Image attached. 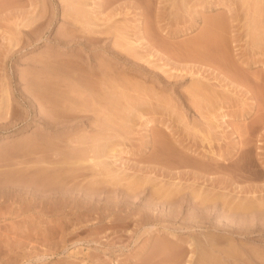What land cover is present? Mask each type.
I'll return each instance as SVG.
<instances>
[{"label": "rangeland", "instance_id": "1", "mask_svg": "<svg viewBox=\"0 0 264 264\" xmlns=\"http://www.w3.org/2000/svg\"><path fill=\"white\" fill-rule=\"evenodd\" d=\"M246 1L0 0V264H264V0ZM216 13L250 92L186 57Z\"/></svg>", "mask_w": 264, "mask_h": 264}, {"label": "bare ground", "instance_id": "2", "mask_svg": "<svg viewBox=\"0 0 264 264\" xmlns=\"http://www.w3.org/2000/svg\"><path fill=\"white\" fill-rule=\"evenodd\" d=\"M248 1V3H249V0H247ZM246 1V2H247ZM242 2H243V0H242ZM101 4V3H100ZM99 3H98V5H100ZM258 4V3H257ZM225 5V4H224ZM246 6V5H245ZM250 6H252V4L250 3ZM254 6V5H253ZM256 6V5H255ZM258 6V5H257ZM227 7V6H226ZM231 7V6H230ZM230 7H227L228 8V10H230L229 8ZM264 7V6H263ZM262 7V8H263ZM227 8H224V9H227ZM248 8V10L250 9L251 10V8H249V6L247 7ZM261 7H259V10H261L260 9ZM246 9V8H245ZM255 9V8H254ZM249 10V11H250ZM256 10V9H255ZM259 10H257L258 12L257 13H259ZM264 10V9H263ZM225 11V10H224ZM227 11V10H226ZM231 12V13H230ZM228 11V13H230L231 15H233L232 16V19H234V12L232 13V11ZM256 12V11H255ZM32 13V12H31ZM219 13H221V16H220V14L218 15L217 13H216V15H214V17L215 16H219V17H222V12H219ZM224 13V12H223ZM250 12H248V14H249ZM212 14V13H211ZM226 14V13H225ZM247 14V13H246ZM262 14V13H261ZM264 14V13H263ZM230 15V16H231ZM250 16H251V14H249ZM253 15H254V13H253ZM257 15H259V14H257ZM211 16V15H210ZM209 16V17H210ZM254 16H256V15H254ZM260 16V15H259ZM207 17V16H206ZM219 17H215V19H213L212 18V20L211 19H207L208 20V22H206V24H205V22L203 23L204 24V29L202 28V32L198 35L197 34V36L195 37V38H193V41H192V39H191V41H192V45H191V49H190V47H189V42L187 43V45H188V47H189V49H190V53H189V56L188 55H186V57H188V58H192L194 61L196 60H198V61H200V62H203V63H206V64H208L209 63V65H213V66H215V67H217L219 70H218V72H224V78H223V80H225V81H227L228 79L230 80V85L231 84H234L235 83V87L238 85L237 84V81L238 80H240L241 82L240 83H243L242 82V80H246L245 81V86H246V91L247 92H250V87L251 88H253L252 86H249V83H248V81H249V79L248 78H244L242 75H243V72H242V75H241V72H239V67H240V65H242V67H243V65H244V67H245V65H251L252 63L251 62H249V60H245L244 58H242V59H244V60H242L241 59V57L244 55L243 54V52H242V54H239V53H237L236 52V54H238V55H241V56H238L237 57V55L236 56H233L232 54H231V52H230V45H231V43L229 44L227 41H225V39H227V37L225 38V39H218V37H219V35H220V37L221 38H223L222 36H223V34L220 32L221 30H224L225 28H224V26H225V19L224 20H222V18H219ZM246 17V16H245ZM252 17V16H251ZM258 17V16H257ZM257 17H256V19H257ZM29 18H31V17H29ZM230 18V17H229ZM247 18V17H246ZM250 18V17H249ZM249 18L247 19V20H249ZM28 19V18H27ZM205 19V18H204ZM203 19V20H204ZM253 19H255V17L254 18H252V19H250V20H253ZM235 20V19H234ZM205 21V20H204ZM224 21V22H223ZM255 21V20H254ZM195 22H197V21H195ZM192 23L191 25H190V27L189 28H192V27H194L197 23ZM251 23V22H250ZM253 23V22H252ZM226 24H227V21H226ZM231 24H233L234 25V23H233V21L231 20ZM229 25H230V23H229ZM229 25H227V26H229ZM231 26V28H232V25H230ZM251 25L249 24V27H250ZM256 26H257V23H256ZM254 27V26H253ZM187 28V27H186ZM224 28V29H223ZM227 29V28H226ZM225 29V30H226ZM229 29H230V27H229ZM251 29V28H250ZM258 29V28H257ZM188 30H190V29H188ZM252 31H253V28L251 29ZM264 29H262V30H260V31H263ZM20 30H18V32H19ZM25 31V30H24ZM33 31V29L31 30V28L30 29H28V30H26V32H25V34H31V33H33L32 32ZM229 31V30H228ZM230 31H232V30H230ZM249 31V30H248ZM18 32H17V35H18ZM21 32V31H20ZM19 32V33H20ZM227 32V31H226ZM255 32V31H254ZM264 32V31H263ZM222 35H221V34ZM248 33H250V32H248ZM253 33V32H252ZM147 33H145V31L143 30H141V29H139V33H138V36H139V38L138 39H140V40H146L148 37H147V35H146ZM224 34H227V33H225L224 32ZM259 34V33H258ZM258 34H256L255 36H257V37H259L258 36ZM261 34V33H260ZM17 35H16V37H17ZM231 35H232V32H231ZM233 35H235V34H233ZM232 35V36H233ZM249 35V34H248ZM264 35V34H263ZM149 36V35H148ZM195 36V35H194ZM237 36V35H236ZM250 37H251V34L249 35ZM248 36V37H249ZM150 37H151V35H150ZM234 37V36H233ZM9 38V40H11L10 38L11 37H8ZM231 38V37H230ZM238 38V37H237ZM253 38V36L251 37V41L253 40L252 39ZM13 39V38H12ZM149 39V38H148ZM236 39V38H235ZM259 39V38H258ZM264 39V38H263ZM233 40H234V38H233ZM250 40V39H249ZM261 40H262V38H261ZM12 41V40H11ZM20 41V40H19ZM256 41V40H255ZM258 41V40H257ZM256 41V42H257ZM148 42V41H147ZM254 42V41H253ZM16 43H17V41H16ZM258 43V42H257ZM186 45V46H187ZM153 48V47H152ZM231 48H232V45H231ZM233 49V48H232ZM232 52H233V50H232ZM240 52V51H239ZM192 59H190V60H192ZM241 59V60H240ZM255 60V59H254ZM260 60V59H259ZM259 60H255V61H253V63H255V62H257V61H259ZM261 62L263 61L264 62V60H260ZM59 62V61H58ZM238 63V64H237ZM203 65V64H202ZM208 65V66H209ZM206 66V65H205ZM56 68H58V67H56ZM61 69V68H60ZM240 69H241V67H240ZM53 70V69H52ZM55 70V69H54ZM56 70H58V69H56ZM60 73H61V70L59 71ZM70 72V71H69ZM52 73H54V71H52ZM63 73H65V72H63ZM71 73V72H70ZM56 74V73H55ZM54 74V75H55ZM67 74V73H66ZM108 74V73H107ZM218 74H220V73H218ZM60 75V74H59ZM74 76V75H73ZM79 76H81V75H79ZM103 76V75H102ZM109 76V75H108ZM56 77H57V74H56ZM58 77H62V76H58ZM68 77V76H67ZM222 77H223V74H222ZM65 79H66V77H64ZM71 78V77H70ZM76 78V77H75ZM255 78V77H254ZM259 77H257V78H255L254 79V81H253V83H251V84H253L254 86H257L258 85V87H259V84H258V80L260 79H258ZM57 79V78H56ZM68 79V78H67ZM78 79V78H77ZM36 80V79H35ZM37 80H39V79H37ZM37 80H36V82H37ZM82 80V79H81ZM107 80V79H106ZM229 80L227 81V82H229ZM44 81V80H43ZM43 81H42V83H43ZM54 81H56V80H54ZM53 81V82H54ZM68 81H70L69 79H68ZM77 81V80H76ZM78 81H80L79 79H78ZM85 81H87V80H85ZM109 81V80H108ZM111 81V80H110ZM251 81V80H250ZM45 82V81H44ZM58 82V81H57ZM56 82V84H58ZM60 82V81H59ZM63 82V81H62ZM72 83H73V80L71 81ZM71 82H69V84H72ZM81 82V81H80ZM84 81H82V83H83ZM252 82V81H251ZM32 83V82H31ZM38 83V82H37ZM40 83L41 82H39V85H40ZM65 83V82H64ZM63 83V84H64ZM76 83H78V82H76ZM87 83H89L88 81H87ZM111 83V82H110ZM47 84H48V82H47ZM56 84H54V85H56ZM66 84V83H65ZM64 84V85H65ZM84 84V83H83ZM86 84V83H85ZM237 84V85H236ZM31 85V84H30ZM43 85H46L45 83L43 84ZM60 85H61V83H60ZM74 85H77V84H74ZM81 85V84H80ZM89 85V84H88ZM208 85V84H207ZM228 85V84H227ZM263 85V84H262ZM261 85V86H262ZM66 86V85H65ZM71 86H73V85H71ZM229 86V85H228ZM239 86V85H238ZM33 87H34V85H33ZM46 87V86H45ZM48 87H49V85H48ZM59 87V86H58ZM87 87V86H86ZM31 88H32V86H31ZM39 87H37V89H38ZM42 88V87H41ZM51 88H53V87H51ZM56 88H57V86H56ZM67 88V87H66ZM72 88H74V87H72ZM76 88H78V87H76ZM34 89V88H33ZM45 90H46V88H44ZM43 89V90H44ZM50 89V88H49ZM48 89V90H49ZM65 89V88H64ZM63 89V90H64ZM79 89V88H78ZM77 89V90H78ZM257 89V88H256ZM259 89V88H258ZM7 90V89H6ZM5 90V91H6ZM54 90V89H53ZM62 90V89H61ZM68 90V89H67ZM73 90V89H72ZM71 90V91H72ZM8 91V90H7ZM35 91V90H34ZM33 91V92H34ZM40 91V90H39ZM38 91V92H39ZM50 91V90H49ZM52 91V90H51ZM57 91V90H56ZM227 91V90H226ZM229 91V90H228ZM256 91V90H255ZM262 91V90H261ZM43 92V91H42ZM48 92V91H47ZM253 92V91H252ZM259 92H260V90H259ZM8 93V92H7ZM37 93V92H36ZM39 93H41V92H39ZM50 93V92H49ZM48 93V94H49ZM258 93V92H257ZM32 94V93H31ZM33 94H35V93H33ZM32 94V95H33ZM43 94L46 96V92L44 93L43 92ZM43 94L41 95V96H43ZM47 94V95H48ZM54 94H56V93H54ZM253 94V93H252ZM251 94V97H253L254 98V95H252ZM36 95H39V94H36ZM56 95H59V94H56ZM62 95V94H61ZM40 96V97H41ZM45 96H43V97H45ZM49 96V95H48ZM47 96V97H48ZM52 96V95H51ZM67 96V95H66ZM43 97H42V99H43ZM54 97V96H53ZM56 97V96H55ZM59 97V96H58ZM65 97V96H64ZM260 98V97H259ZM41 99V98H40ZM53 99V98H52ZM51 99V100H52ZM262 99H264V98H262ZM8 101L10 100L9 98L7 99ZM36 100H37V98H36ZM46 100H47V98H46ZM49 100V99H48ZM65 100V99H64ZM7 101V102H8ZM44 101V100H43ZM55 101V100H54ZM61 100L59 99V101L58 102H60ZM63 101V100H62ZM10 102V101H9ZM37 102H38V100H37ZM41 102V101H40ZM50 102V101H49ZM52 102V101H51ZM57 102V101H56ZM65 102V101H64ZM63 102V103H64ZM46 101H45V105H46ZM61 103V102H60ZM62 104V103H61ZM65 104V103H64ZM41 105H42V103H41ZM44 105V106H45ZM51 105H52V103H51ZM63 105V104H62ZM52 106H54V105H52ZM51 106V107H52ZM57 106V105H56ZM43 107V106H42ZM57 107H59V106H57ZM60 107H62V106H60ZM44 108V107H43ZM47 108V107H46ZM67 108V107H66ZM64 109V108H63ZM263 109V108H262ZM46 111L45 109H42V111ZM52 110H54L53 108H52ZM51 110V111H52ZM48 111V110H47ZM57 111V110H56ZM58 111H60L59 109H58ZM63 111H65V110H63ZM66 111H70V109L69 110H66ZM61 112H62V109H61ZM53 113V112H52ZM73 113V112H72ZM75 113V112H74ZM224 113V112H223ZM223 113H222V117H224L225 115H226V113H224L225 115L223 116ZM51 114V113H50ZM54 114V113H53ZM56 115V114H55ZM60 115V114H59ZM67 115V114H66ZM58 116V115H57ZM64 116H65V114H64ZM221 116V115H220ZM219 116V117H220ZM54 117V116H53ZM56 117V116H55ZM63 117V116H62ZM218 117V118H219ZM51 118V117H50ZM58 118V117H57ZM67 118V117H66ZM51 120H53V119H51ZM61 120V119H60ZM217 120H219V119H217ZM55 121H57V119L55 120ZM260 121V120H259ZM262 122H263V120H262ZM259 123V122H258ZM260 124V123H259ZM260 125H262V124H260ZM256 127H257V125L255 126V123L254 124H251V126H250V128L248 127V129H249V132H252V131H255L256 130ZM247 129V128H246ZM245 132V131H244ZM249 132H245V133H249ZM250 134V133H249ZM247 142H245L244 144H246ZM112 146V145H111ZM244 146V145H243ZM246 146V145H245ZM110 147V146H109ZM113 148V147H112ZM245 148V147H244ZM243 148V149H244ZM109 150H111V149H109ZM113 150V149H112ZM213 153H215V152H213ZM94 154H96V155H98L99 153L97 152H94ZM99 156V155H98ZM218 164V163H217ZM198 195H202V194H198ZM251 204H249V206H253L254 205V203H253V205H252V202H250ZM254 207V206H253ZM249 208V207H248ZM177 253H179V252H177ZM192 255H193V253H191ZM191 254L189 255V257L190 258H188L189 260L191 259ZM181 255V254H180ZM181 257V256H180ZM179 256H178V258H180ZM177 258V257H176ZM175 258V259H176ZM177 258V259H178ZM186 264H189V262H186Z\"/></svg>", "mask_w": 264, "mask_h": 264}]
</instances>
